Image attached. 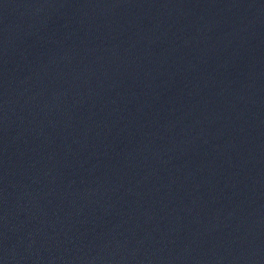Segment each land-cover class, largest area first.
Returning <instances> with one entry per match:
<instances>
[{
	"label": "water",
	"instance_id": "water-1",
	"mask_svg": "<svg viewBox=\"0 0 264 264\" xmlns=\"http://www.w3.org/2000/svg\"><path fill=\"white\" fill-rule=\"evenodd\" d=\"M0 264H264V0H0Z\"/></svg>",
	"mask_w": 264,
	"mask_h": 264
}]
</instances>
